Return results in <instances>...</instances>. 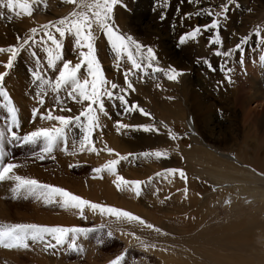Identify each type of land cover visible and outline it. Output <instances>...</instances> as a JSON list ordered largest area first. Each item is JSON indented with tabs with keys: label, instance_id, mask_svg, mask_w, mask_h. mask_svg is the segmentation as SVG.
Returning <instances> with one entry per match:
<instances>
[{
	"label": "rangeland",
	"instance_id": "rangeland-1",
	"mask_svg": "<svg viewBox=\"0 0 264 264\" xmlns=\"http://www.w3.org/2000/svg\"><path fill=\"white\" fill-rule=\"evenodd\" d=\"M138 1L144 6L150 0ZM170 1L151 0L150 5H145L141 10L136 7L132 9L129 5L125 30L119 26L117 16L113 13L114 25L119 33L126 37L130 36L145 50L149 47L153 49L156 56L155 66L165 70L175 68L182 72L178 82L169 81L163 73H156L151 69L147 74L139 72L130 77L136 91L130 92L126 98L130 104H138L150 113L153 119L138 112L122 114L123 108L118 101L105 100L109 116L101 115L100 119L103 125V141L110 143L108 144L110 148L125 156L129 153L139 156L141 153L157 150L167 151L169 154V158L161 160L130 157L129 160L121 161L118 165V174L125 179L144 182L145 193L142 191L137 197L130 191L118 190L113 183L115 177L107 173L103 174V179L92 178L94 168L101 167L107 161L116 158L106 152H102L99 156L87 151L69 155L57 149L53 153L55 159L49 157L39 161L30 158L33 150L28 147L15 162L23 165L15 170L16 174L66 189L94 203L132 211L131 213L139 217L142 212L141 218L168 235L156 233L137 224L116 223L88 210L84 213L87 219H81L75 210H64L58 205L46 206L32 198L12 199L10 192L12 182L8 181L4 190L0 192V225L23 223L94 228L105 224L110 226L113 237H105L102 244L97 243L95 234H91L87 240L81 238L78 243L84 247L82 254L66 252L63 249L53 250L55 254H50L38 245L29 250L2 249L0 264H111L120 255L125 256L121 264H208V262L264 264L262 231L239 226L252 224L254 227L255 221L259 218L264 221V163H260L259 169L255 170L253 163L245 162L240 158L243 150L257 151L256 148H262L259 152L264 157V141L261 142L259 129L257 126L254 127L252 122L255 120V113H259L262 107H257L254 102L247 104L245 101L256 93L254 90L257 87L255 83L257 70L260 67L264 69V59H262L264 40L254 35L257 30L264 33V0H232L227 19H220L221 47L209 44L210 39L215 38V32L212 31H202L196 40H188L183 45L179 41L197 25H209L215 17H210L208 13L220 11V5L226 0H188L193 6L190 8L191 12L185 15L186 24L179 23L180 20L175 19H172V22L171 19L166 20L163 17L162 13L170 8ZM71 6L72 9L68 10L63 6L45 5L44 19L53 21L65 17L75 7ZM148 27L152 35L150 43L142 39L147 34ZM97 36L96 56L104 74L110 75L112 83L126 87L123 73L131 68L130 63L125 57L120 62V68L117 69L115 53L106 36L100 31ZM245 38H248V41L243 45V53L233 51L230 58L214 54L217 50L224 52L236 49ZM64 52L63 50L64 60L72 61L74 56L71 52L65 54ZM185 52L189 54L187 55L189 59L184 68L178 61ZM25 56L26 59L20 57V62L18 60L15 62L10 74L5 78V88L10 97H12L10 89H16L18 85L16 80L21 77L23 79L24 73L28 77L26 82L32 79L30 73L33 68L30 60L27 59L30 58V54L26 53ZM7 58V54H0V72L5 71L3 63L7 62ZM208 62L215 71L209 68ZM225 64L232 70L230 73L222 71ZM248 65L251 69L247 71ZM227 75L231 76V83L227 82ZM25 80L26 77L23 82ZM242 88L245 90L243 91ZM241 93L243 94L240 95ZM61 95L63 96L64 93ZM45 99L51 100L52 97ZM12 101L19 108L13 97ZM4 102L0 97V115L3 113ZM27 102L28 99L25 98L24 103ZM31 103V107L28 105L23 109L30 113L29 115L25 112L29 120L28 125L32 124L30 127H47L54 122L41 121L37 116L36 122L32 123L33 108H40V112L44 111L46 103L43 107H40L36 100ZM196 105L201 108L198 114L193 111ZM67 106L72 109L71 112H67L68 116L78 115L81 110V106L72 101H68ZM241 106L245 109L246 115L252 114V116H242ZM50 107L51 105L47 109ZM43 111L41 113H44ZM117 121L128 125L154 124L160 129V133L125 129L118 134L114 126ZM165 125L167 128L164 127ZM189 126L196 129L201 144L204 143L205 146L201 145L200 141L196 143L190 139L191 136L188 134L192 133V130H189ZM169 128L182 138L175 142L171 141L167 135ZM70 129L68 152L73 151L74 141L81 136L75 132L76 127ZM99 135L98 131L94 139ZM152 135L162 139L163 143L158 147L149 145L147 140L152 142ZM144 140H146L145 144H141ZM116 141H119L121 150H116L117 147H114L116 144L119 145ZM102 146L101 143H97L98 148ZM196 147H204L208 152L219 155L220 159H226L228 162L231 160L232 163L202 162L200 157L197 158L198 155L193 156L191 153L197 149ZM70 164H76L78 167L69 168ZM166 169H182L186 173L187 182L178 175L169 176L167 179L157 176V173H163ZM252 170H255L256 174L252 173ZM249 174L253 177H247ZM192 182H195L196 186ZM254 187H258V190L252 193L251 189ZM229 200L231 203H226ZM122 232L125 234L122 235ZM127 233H135L140 240L154 244L155 248L145 251L140 246V242ZM239 238L244 240L246 247H240V250L235 251L230 244L238 246ZM255 258L259 260L255 261Z\"/></svg>",
	"mask_w": 264,
	"mask_h": 264
},
{
	"label": "snow or ice",
	"instance_id": "snow-or-ice-1",
	"mask_svg": "<svg viewBox=\"0 0 264 264\" xmlns=\"http://www.w3.org/2000/svg\"><path fill=\"white\" fill-rule=\"evenodd\" d=\"M65 5H74L73 10L65 17L54 22H48L30 29L29 33L24 36L17 35V44L10 47H0V54H7V62L3 63L5 71L0 72V97L5 101L3 107L6 109V120L3 127H0V183L10 181L12 199H28L32 198L42 202L44 205H58L64 210H75V213L81 219H87L84 215L85 210L91 211L102 217L109 218L116 223L137 224L144 228L151 229L156 233L168 235L166 232L154 225L147 223L143 218L135 214L116 207L98 204L77 196L66 189L41 183L32 178H26L16 174V169L23 165L13 162L4 150V145H14L16 147H29L32 149L31 159L44 161L47 158L55 159L53 153L59 149L69 155L82 154L85 151L95 153L99 156L102 152H106L115 159L107 161L103 166L94 168L93 179H103V174L107 173L114 176L113 183L120 191H130L137 197L142 194L145 186L142 181L127 180L118 174V165L121 161L133 158L144 159H167L169 154L167 151H150L144 152L136 156L129 153L127 156L121 155L110 148L106 141H103V125L101 124V115L107 117L109 113L106 108L105 100L118 101L123 108V113H136L142 116L151 117L138 104H130L126 98L130 92L136 89L130 77L136 73H148L151 69L156 73H163L169 80L178 82V77L182 72L175 68L167 70L155 66L156 56L152 48L146 50L142 45L134 41L130 36H124L119 33L114 25V9L117 5H122V0H61ZM232 0L220 5V11L209 12L210 17H215L209 25H197L190 33L184 35L179 43L183 45L188 40H196L202 31L215 32V38L210 39V45L222 46V39L219 35L220 19H227L230 11ZM45 0H0V19H7L9 22L14 17L27 16L32 17L35 11L34 6H44ZM94 30L102 32L115 53L117 60V69L120 68V62L126 57V61L130 63L131 68L124 71V80L126 87H121L116 83L110 82L104 75L102 66L95 54L96 33ZM57 34L59 38H57ZM254 35L264 40V33L257 30ZM67 36H72L75 40L74 48L77 50L78 63L73 64L72 61L64 60L63 56V40ZM39 37V39H37ZM248 38H245L236 49L229 51H215L216 56L231 57L233 51L244 52L243 45L246 44ZM39 48L44 54V60L37 54L36 49ZM86 49V51H85ZM23 51H30L34 61V69L30 75L33 85L36 89L33 99L43 107L46 103L45 97L52 94L53 104L45 113L40 112V108H33L32 123L36 122L37 116L41 121L56 123L49 127H37L34 130L23 135L20 134L21 124L18 111L5 88V78L10 74L15 62ZM264 59V57H262ZM62 62V64H61ZM56 73L55 77L47 75V69ZM242 63V61H241ZM58 65H61L58 68ZM208 66L212 71L211 63ZM81 69H85V74L81 75ZM225 73L232 70L227 68L226 64L222 68ZM227 82L231 83V76H226ZM119 89V92L117 90ZM61 93H64L62 96ZM67 101H72L81 106L78 115L65 116L54 114L59 106L60 112H71V107L67 106ZM80 130L81 136L74 141L73 151L68 152V131L71 127ZM117 133H121L125 129H133L143 131L145 133H160V129L154 124L150 125H128L121 121L115 123ZM167 128V126H164ZM100 135L94 139L96 133ZM167 135L171 141H177L182 137L174 133L170 128ZM101 143L102 147H97V143ZM78 167L76 164H70L69 168ZM178 175L180 179L187 182L186 173L182 169H166L163 173H157V176H163L165 179L169 176ZM187 190L185 189V192ZM231 203V201H226ZM107 231L105 232V229ZM91 234H95L98 244H102L104 238H112L113 232L109 225L101 224L99 227L82 228L77 226H45L38 224H10L0 225V248L8 250H29L33 246H42V250L55 254L53 250L63 249L66 252L82 254L84 247L78 243L79 240L89 239ZM122 235L125 233H121ZM140 242V246L148 251L149 248H155L154 244L145 243L140 240L135 233H127ZM125 260L124 255L118 256L111 264H121Z\"/></svg>",
	"mask_w": 264,
	"mask_h": 264
},
{
	"label": "bare ground",
	"instance_id": "bare-ground-1",
	"mask_svg": "<svg viewBox=\"0 0 264 264\" xmlns=\"http://www.w3.org/2000/svg\"><path fill=\"white\" fill-rule=\"evenodd\" d=\"M151 1V0H150ZM147 2L146 4H144V6L145 5H150V3L151 2ZM168 1H170V0H168ZM220 1V0H219ZM159 2V1H158ZM171 2V5H170V8L169 9H166V11L164 12V13H162V15H163V17H165L166 18V20H169V19H171V21H172V19H175V20H180V22L179 23H185L186 24V22H187V20H185V15L186 14H188V13H190L191 12V6H193L191 3H189L188 2V0H171L170 1ZM142 2H139L138 0H122V5H117L116 7H115V9H114V14L117 16L116 17V19L118 20V24H119V26L123 29V30H125L126 28H125V23H126V19L128 18V14H129V5H130V7L132 8V7H136V9L137 8H139L140 10H141V8H144V6H143V4H141ZM49 4H52L53 6H63V7H66V8H68V10H70V9H72V6L71 5H65V4H63L62 2H61V0H45V5H49ZM45 5L44 6H34L35 7V11H34V13H33V16L32 17H27V16H21V17H19V18H17V17H14L13 18V20L11 21V22H9L7 19H0V46H2V47H8V46H13V45H16V43H17V35H20V36H24L25 34H27V33H29V31H30V29L31 28H33V27H37V28H39V26L40 25H42V24H45V23H48V22H50V21H48L47 19H44V16H43V14H44V11H45ZM250 6V5H249ZM169 7V6H168ZM133 9V8H132ZM146 10V9H145ZM143 11V10H142ZM264 11V10H263ZM0 12H5L6 13V10L5 9H0ZM49 12V11H48ZM133 12V11H132ZM45 13H47V12H45ZM131 13V12H130ZM197 13V12H196ZM7 14V13H6ZM130 17V16H129ZM187 17H188V15H187ZM254 17H255V15H254ZM47 18V17H46ZM115 18V17H114ZM186 19H188V18H186ZM56 20H58V19H55V20H53V21H51V22H54V21H56ZM173 22V21H172ZM162 24V23H161ZM128 25V24H127ZM184 26V25H183ZM138 29V28H137ZM184 29V28H183ZM187 28H185V30H186ZM27 30V31H26ZM140 30V29H139ZM25 31H26V33H25ZM95 31V33H96V37H98L97 35L99 34V31L98 30H94ZM147 32V34L146 35H144V37L142 38L145 42H147V43H150V41L152 42V35H151V33H150V28L148 27L147 28V30H146ZM179 33V32H178ZM11 34H13L15 37H13ZM167 37V36H166ZM57 38H59V36H58V34H57ZM37 39H39V37H37ZM74 44H75V40H74V38L72 37V36H67V38L66 39H64L63 40V50L67 53H69V52H71V54L74 56L73 58H72V63L73 64H75V63H78L79 62V60H78V58H77V50L74 48ZM37 54L41 57V59H42V61L44 60V54L40 51V49L39 48H37ZM85 51H86V49H85ZM65 52H64V54H65ZM264 52V51H263ZM26 53H29L30 54V58H27V59H29L30 60V63H31V66H32V68L34 69V61H33V59H32V56H31V52L30 51H23V53L21 54V55H19V57H18V61L20 62V57H22V58H25L26 59V56H25V54ZM95 54H97V38H96V40H95ZM111 55V54H110ZM189 54H187V52H185L182 56H180L179 57V61H178V63L181 65V66H183L184 68L186 67V65H187V59H189ZM186 56H187V58H186ZM111 57H113L112 55H111ZM7 61V60H6ZM105 61H106V58H105ZM116 61V60H115ZM61 64H62V62H61ZM61 65H59V67H60ZM247 66V65H246ZM253 67H255V66H253ZM253 67H252V69H253ZM107 68V67H106ZM22 69V68H21ZM45 69H47V66H46V63H45ZM108 69V68H107ZM247 69V71L248 70H250L251 69V67H249V65H248V67L246 68ZM258 69V68H257ZM109 70V69H108ZM258 72H257V76H256V85H257V87H256V90H254V92H256V93H254L252 96H249L248 97V99L247 100H245L246 102H247V104L248 103H251V102H254L255 104H256V106L258 107V106H261L262 108L259 110V113H255V120H254V118L252 119V120H254V121H252L253 123H254V127H258L257 129H259L258 130V134H260V138H261V142L262 141H264V103H263V101H264V69H263V67H260V69H258L257 70ZM81 73H85V69H81ZM15 75V74H14ZM47 75L49 76V77H52V78H54L55 77V75H56V73H53L50 69H47ZM106 77H107V79L110 81V82H112V78L110 77V75H106V74H104ZM116 75V74H115ZM20 77V76H19ZM24 78L26 77V79L27 80H25V82H23V80H24V78L22 79V77L21 78H19V79H17L16 80V83H18V85L16 86V89H13V90H11L10 89V93H11V95H12V97H13V99L18 103V105H19V108H18V111H19V114H20V117H21V130H22V135L23 134H25V133H27V132H30V131H32V130H34L35 128H37V127H39V126H32V127H30L29 125H28V117H26V113L25 112H28V111H24L23 109H24V106L25 107H28V105L31 107V105H32V103L31 102H34V99L32 98L33 96H34V94H35V91H36V89H35V87H34V85H33V82H32V79H31V81H29V82H26V81H28V77L26 76V73H24V76H23ZM16 78V77H15ZM109 78H111V79H109ZM122 79V78H121ZM236 79V78H235ZM250 79V78H249ZM258 80H261L260 82H258ZM23 82V83H22ZM238 83H240V82H238ZM242 84V83H241ZM245 83H243V85H244ZM245 85H247V84H245ZM249 86V85H248ZM241 87V86H240ZM239 88V87H238ZM250 88V87H249ZM9 90V89H8ZM242 90H243V88H242ZM242 90H240V91H242ZM245 90V89H244ZM243 90V91H244ZM250 90V89H249ZM240 91H239V93H240ZM247 92H249V91H247ZM246 92V93H247ZM251 92V91H250ZM243 93H241L240 95H242ZM250 94V93H249ZM239 95V96H240ZM11 97V98H12ZM47 97H49L50 99H51V97L52 96H50V93H49V96H47ZM242 97V96H241ZM25 98H27L28 99V102L27 103H24V101H25ZM49 101H51V103H49ZM48 102V103H47ZM68 102V101H67ZM242 102V101H241ZM34 104V103H33ZM52 104H53V99H51V100H46V105L44 106V113L46 114V111L45 110H47V107L49 106V105H51L52 106ZM195 104V103H194ZM246 104V103H245ZM246 104V105H247ZM27 105V106H26ZM242 105V104H241ZM39 106V105H38ZM197 107H195V109L193 108V111L195 112V113H199L200 112V110H201V108H200V106L199 105H196ZM242 107L243 106H241V109H242ZM245 108V107H244ZM30 111V110H29ZM41 111V112H42ZM240 112V111H239ZM29 113V112H28ZM191 113V112H190ZM241 115L242 116H248L249 114H245V109H242L241 110ZM253 113V112H252ZM54 114H56V115H65V116H68V114H67V112H60L59 111V106H57V111L54 113ZM29 115H30V113H29ZM251 116H252V114H250ZM249 115V116H250ZM246 119H248L249 120V118L248 117H246ZM128 120V119H127ZM202 120V119H201ZM203 121V120H202ZM246 121V120H245ZM55 122V121H54ZM54 122H52L51 124H49L48 125V123H46L48 126L47 127H49V126H51L52 124H54ZM56 123V122H55ZM165 124V123H164ZM32 125V124H31ZM130 125V124H129ZM253 125V124H252ZM188 127V126H187ZM194 127V126H193ZM71 130V129H70ZM189 130H192V133H195V135H192V133H190L189 132V134L188 135H190L191 136V140H193L194 142L196 141V143L198 142V141H200V144H201V139L199 138V135L196 133V129H194V128H192V126H189ZM75 132H77V134L78 135H82L81 134V132H80V130L78 129V128H76V131ZM260 132V133H259ZM154 135H152V137H153ZM107 137H108V135H107ZM107 139H109V138H107ZM110 140V139H109ZM138 140H140V139H138ZM145 142H146V140H144L143 142H141V144L143 143V144H145ZM116 143H119V141L117 142L116 141ZM147 143L149 144V145H152L153 147H158L159 145H161V143H163L162 142V139H158L157 137H153L152 138V142H150L149 141V139L147 140ZM191 143V142H190ZM203 143V142H202ZM108 144H110V143H108ZM113 145H114V143H112ZM147 144V145H148ZM245 144V143H244ZM201 145H204V143L203 144H201ZM222 145V144H221ZM246 145V144H245ZM205 146V145H204ZM207 146V145H206ZM114 147H117L116 148V150L117 149H119V150H121V145H120V143H119V145H114ZM202 147V146H201ZM188 148H190V147H188ZM197 148V147H196ZM209 148V147H208ZM206 148H197L194 152H192L191 151V153H192V155L193 156H196V155H198L197 156V158L198 157H200L201 159L200 160H202V162H205V161H207V163H232L231 162V160H229L230 162H228V160H226V159H220V157H219V155H216V153L215 154H212L211 152H208L207 150H205ZM249 149V148H248ZM187 150V149H186ZM242 150V149H241ZM254 150V149H253ZM256 150L257 151H251V150H243V152H241L242 154H241V159L242 160H244L245 162H248V163H253V165H254V168H255V170H258L259 169V165H260V163H264V157H262L261 156V153L259 152L260 150H262V148H256ZM61 151V150H60ZM190 152V151H189ZM91 154V153H90ZM87 156V155H86ZM264 156V155H263ZM89 157V156H88ZM197 158H196V160H197ZM212 159L213 160H215V161H212ZM92 160L94 161V159L92 158ZM204 160V161H203ZM238 161H240V160H238ZM237 161V162H238ZM95 162V161H94ZM92 163V162H91ZM240 163H243V162H241L240 161ZM255 170H252L253 172L252 173H255L254 171ZM256 174V173H255ZM260 175V174H259ZM248 176H252L253 177V175H251V174H249V175H247V177ZM153 178V177H152ZM154 178H155V176H154ZM247 179V178H246ZM222 180H224V179H222ZM8 181H6V182H3V183H0V192L1 191H3L4 190V186H5V183H7ZM193 183V185L194 186H196V183L195 182H192ZM241 183H243V182H241ZM81 185V184H80ZM159 186V185H158ZM192 187V189H194L195 187ZM253 186V185H252ZM111 187H112V185H111ZM237 188H238V186H237ZM156 189V188H155ZM112 190V189H111ZM254 190H258V187H254V188H252L251 189V191H252V193H255V191ZM113 191V190H112ZM111 192V191H110ZM144 193H145V191H143ZM248 192V191H247ZM112 193V192H111ZM146 193H147V191H146ZM259 194H257V196H258ZM108 196H110V194H109V192H108ZM107 196V197H108ZM147 196V195H146ZM145 196V197H146ZM109 198V197H108ZM111 198V197H110ZM159 199H160V197H159ZM161 199H162V197H161ZM109 200V199H108ZM160 203V202H159ZM158 203V204H159ZM162 203V202H161ZM123 206H125V205H123ZM148 206V205H147ZM112 207H114V206H112ZM171 207H172V205H171ZM140 208V207H139ZM149 208V207H148ZM132 212V211H131ZM137 212H139V211H137ZM136 213V212H135ZM142 213V212H141ZM141 213H140V217H141ZM150 215V214H149ZM145 216H147V215H145ZM143 217V216H142ZM148 217V216H147ZM150 218V217H149ZM148 218V219H149ZM147 219V218H146ZM157 220V219H156ZM263 220V219H262ZM262 220H260V218H259V220H256L255 222H256V224H254V227H253V225L252 224H246V225H239V226H246L247 228H249V227H252V228H254V229H258V230H263L264 231V221H262ZM158 221V220H157ZM238 226V227H239ZM243 229V228H242ZM174 230V229H173ZM171 232V231H170ZM173 232V231H172ZM171 232V233H172ZM241 232V231H240ZM241 235H242V232L240 233ZM239 235V234H238ZM240 240H242V238H239V241L237 242V245L238 246H236V244H230V247L232 248V249H234L235 251H238V250H240L239 248L241 247V248H245L246 247V244H245V242H244V240H242V241H240ZM255 261H258L259 259L258 258H255L254 259ZM220 261V260H219ZM213 264V262H208V264ZM218 264H220V262H218Z\"/></svg>",
	"mask_w": 264,
	"mask_h": 264
},
{
	"label": "crops",
	"instance_id": "crops-1",
	"mask_svg": "<svg viewBox=\"0 0 264 264\" xmlns=\"http://www.w3.org/2000/svg\"><path fill=\"white\" fill-rule=\"evenodd\" d=\"M262 231V235H264V231L263 230H261Z\"/></svg>",
	"mask_w": 264,
	"mask_h": 264
}]
</instances>
